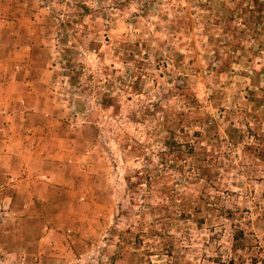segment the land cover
I'll use <instances>...</instances> for the list:
<instances>
[{
    "label": "rangeland",
    "instance_id": "374dc122",
    "mask_svg": "<svg viewBox=\"0 0 264 264\" xmlns=\"http://www.w3.org/2000/svg\"><path fill=\"white\" fill-rule=\"evenodd\" d=\"M178 117L197 168L130 188ZM0 264H264V0H0Z\"/></svg>",
    "mask_w": 264,
    "mask_h": 264
},
{
    "label": "trees",
    "instance_id": "16d2710c",
    "mask_svg": "<svg viewBox=\"0 0 264 264\" xmlns=\"http://www.w3.org/2000/svg\"><path fill=\"white\" fill-rule=\"evenodd\" d=\"M177 90H182L183 87L175 86ZM183 91V90H182ZM183 94V93H179ZM158 103H152V111H149V114H153L154 109L157 108ZM183 113H177V116H181ZM165 120L167 121L168 118L166 116V113L164 112ZM179 116V117H180ZM178 117V118H179ZM173 121V120H172ZM175 121V120H174ZM178 124L176 126L168 125L164 127L165 135H163L162 142L160 145V148L156 152V158L147 157L146 158V166H144V169H142L139 173H136V180L130 181L128 180V186L130 188H135L142 183H145L147 185L148 191H151L152 189V183L154 181V176L152 177L151 171L157 172L158 177H161L164 173V170L167 171L168 168L171 167V169L178 170V173H180V178L184 176L181 175V170L184 168L185 165H188V167L191 170H194L196 165L192 164V160H189L191 158L193 151L195 150V143H197L194 140L184 139L182 140V136L186 135L184 131V124H182L180 118H179ZM177 129H174V128ZM191 137L198 136V133L195 131L190 135ZM186 138V137H185ZM144 180V181H143Z\"/></svg>",
    "mask_w": 264,
    "mask_h": 264
},
{
    "label": "crops",
    "instance_id": "0c3cea01",
    "mask_svg": "<svg viewBox=\"0 0 264 264\" xmlns=\"http://www.w3.org/2000/svg\"><path fill=\"white\" fill-rule=\"evenodd\" d=\"M39 116L38 113L32 111L24 112V114L20 116V119L23 120V124L25 125L24 130H27V138L30 140L29 143L26 144L28 155L33 156L35 153H38L39 160L41 161L39 167L41 170L37 175L38 178L41 179L37 182V186H41L42 190L39 192L35 191L37 197L47 192L52 186V183L56 182L55 179L59 178V174H57L55 170H52L53 164L57 167L59 165L58 163L62 164L69 151L67 146H65L67 145V141L61 137H54L55 132L51 128H46L42 122H38L37 118ZM58 142H61L63 145L56 150L55 147H57ZM58 153H61L64 159H59V162L53 161L60 157ZM47 163L50 166H46Z\"/></svg>",
    "mask_w": 264,
    "mask_h": 264
}]
</instances>
